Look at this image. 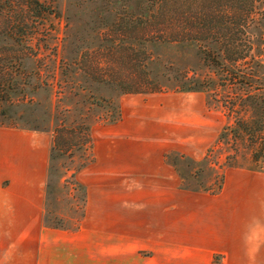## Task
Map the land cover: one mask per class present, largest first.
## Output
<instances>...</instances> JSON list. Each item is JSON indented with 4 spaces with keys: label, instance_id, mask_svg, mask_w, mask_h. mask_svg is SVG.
<instances>
[{
    "label": "trees",
    "instance_id": "obj_1",
    "mask_svg": "<svg viewBox=\"0 0 264 264\" xmlns=\"http://www.w3.org/2000/svg\"><path fill=\"white\" fill-rule=\"evenodd\" d=\"M64 2L62 6L59 0H0V102H10L11 94H16L19 86L22 87L19 92L23 88H30L34 93L50 88L48 120L51 124L48 120L47 122L53 128V134L45 183L43 223L49 228L73 230L64 226L62 217L56 216L52 210L49 194L53 193L54 188L50 186V175H65L63 172L59 173L55 166L57 158L69 161L65 172H70L71 177L93 162L89 135L97 120L90 118V110L92 107L102 108L104 103H111V99L97 98L94 91L101 86L118 91L114 110L97 118L111 124L121 118L118 97L125 93H187L206 88L205 77L196 72L190 75L186 68L177 70L175 62L166 61L159 53L162 48L170 49L175 57L195 55L202 65L213 68L223 84L232 81L231 76H238L239 82L246 80L250 87L255 84V88H260L255 76L251 77L232 68L235 65L244 68L241 65L243 62L255 63L257 67L264 66V59L259 58L261 55H254L253 45L243 42L247 29L264 31V0ZM74 11L92 16L86 25H89L103 43L101 48L80 49L79 40L76 39L75 43L74 34L65 35L61 45L56 44L53 47L45 43L47 37L40 39V26L48 16H59L62 12L66 14V23L71 21L74 24L67 15ZM25 61H29L31 65L26 76ZM153 63L155 68L151 69L149 66ZM250 67L253 70L252 65ZM64 71H69L68 79L77 78L71 77V74L80 77L78 83H73L75 90L72 96L76 98L74 106L58 109L53 105V100L58 96L57 92L52 91V83L41 78L44 73L54 78L56 72ZM17 77L21 78V84ZM31 78L32 82L29 80ZM243 96L245 98L240 102H245L244 107L249 108L250 112L264 108V97L259 93H244ZM78 105L83 106L84 110ZM243 111L247 112L245 109ZM1 116L4 113L0 112V119L3 118ZM242 117L236 119L235 127L230 132L235 139H240L243 134L253 138L264 135L263 118L257 114L253 119L251 116ZM3 126L4 123L0 121V127ZM30 128L32 131L46 130H40L37 126ZM75 154H78L77 158H74ZM170 156L171 154H166L165 159L175 167ZM179 156L189 163V159ZM76 159L80 160L77 165ZM218 177L219 183L216 187L204 191L213 195L219 193L223 187L224 173ZM74 185L83 190L85 204L86 189L78 182ZM212 264H219V256L213 257Z\"/></svg>",
    "mask_w": 264,
    "mask_h": 264
},
{
    "label": "crops",
    "instance_id": "obj_2",
    "mask_svg": "<svg viewBox=\"0 0 264 264\" xmlns=\"http://www.w3.org/2000/svg\"><path fill=\"white\" fill-rule=\"evenodd\" d=\"M120 111L121 119L104 134L102 152L76 174L86 189V211L75 231L43 223L46 158L34 166L30 137L1 140L4 147L21 150L9 159L17 161L14 173L0 178L7 179L0 204L9 209L0 215V264H180L177 255L183 264H212L223 254L232 256L231 264H264V216L253 185L225 183L205 205L200 195L184 199L164 157L179 149L168 136L153 139L158 120L149 114L143 122L122 101ZM158 111L165 114L167 107ZM199 204L201 211L193 213ZM99 233L103 247H96ZM139 251L149 253V263L129 262Z\"/></svg>",
    "mask_w": 264,
    "mask_h": 264
},
{
    "label": "rangeland",
    "instance_id": "obj_3",
    "mask_svg": "<svg viewBox=\"0 0 264 264\" xmlns=\"http://www.w3.org/2000/svg\"><path fill=\"white\" fill-rule=\"evenodd\" d=\"M59 1L64 6V0ZM67 15L72 18L74 24H71V21L70 23L68 21L67 24V20L65 19L66 14L62 12L59 16H48L40 26V39L47 37L44 40L46 41L45 43L49 47H53L56 44L61 45L62 38L65 35L74 34L75 43L77 42L76 39H78L80 49L88 48L91 50L102 47L103 43L98 39L96 33L91 30L89 25H86L91 20V15L82 13L81 11H74L67 13ZM98 40L100 43H98ZM243 42H249L253 45L254 55L256 57L261 55L259 58L261 60L264 59V31L253 30L252 28L247 29ZM159 51L166 61L175 62L177 70L186 68L189 69L190 75L196 72L205 77L207 81L206 88L201 91L187 93L170 91L150 95L125 93L118 97L119 104L121 105L122 101V105L127 110H135L139 119L143 122H146L149 119V114H151L152 121L158 120L157 125L153 128V139L155 141H163L166 140L165 136H168V140L171 139V143L179 149L168 152L174 160L176 169L166 159L165 162L173 167L178 179V187L181 189L180 191L183 193L184 199H193L195 194L200 195L201 203L206 200L215 199L210 196L213 194L204 190L216 187L219 183V174L224 173L223 186L225 183L229 184L231 182L232 184L235 180L241 184L249 183L253 185L255 189L253 192L254 198L259 206L257 209L260 210L259 215L264 216V192L258 191L260 185L264 186V135L253 138L243 134L240 139H235L230 133L233 127H235L236 119H239L241 116H243L242 119L249 116L253 119V116L257 114L264 121V108L250 112L249 108L244 107L245 102H240L245 98L243 96L244 93H259L261 97H264V66L257 67L255 63L243 62L241 65L244 68H239L237 65L232 68L234 71H238L237 69H239V72L243 71L251 77L255 76L258 79L257 83L260 85V88H255V84H252L250 87L246 80L239 82L240 78L238 79V76H231L232 81H227L223 84L222 79L216 76L213 68L206 67L204 64L202 65L195 55L186 54L185 57L181 58L173 56L170 53L171 50L168 48H162ZM25 62L28 64H25L24 74L26 76V72L29 74V67L31 65L29 61ZM251 65L253 70H250ZM149 67L151 69L152 67L155 68V64L153 63ZM236 73L238 74V72ZM78 74H80V71ZM167 74L171 75L170 72H167ZM67 75H69V71L56 72L54 78L44 73L41 78L43 81L46 80L48 83H52V91L57 92L58 96H56V100H53V105H56L58 109H63L67 106L73 107L76 101V98L72 96L75 90L73 83H78L80 76L71 74V77L77 78L68 79ZM17 79L19 84H21V78L17 77ZM32 79L29 80L32 82ZM21 88L19 86L17 93L11 94L10 102H0V112L4 113L0 121L5 126L0 127V178L14 173V164H17V161L10 163L9 159L17 157L18 152L21 150L17 147L11 149L6 145L4 147L1 140L7 142L13 140V137L20 138L23 135L26 138L30 137L34 166L39 161L43 164V160L46 158V174H48L49 170V148L53 134V128L48 124V122L50 123V120H48L50 88L36 93L32 92L30 88H23V91L19 92ZM94 93H96L97 98L111 99V103H104L102 108L92 107V110H90V118L97 120L95 122L97 124L91 128L89 135L92 143V155L95 152H102L101 145L105 136L104 134H109L110 127L113 124L105 123L103 120L100 121L97 118H101V116H105L107 113L110 114L114 110L118 91L101 86ZM164 106L167 107L165 114L156 115L159 112L158 110L164 108ZM231 106L234 108H231ZM78 107H82V110H84L83 106L78 105ZM244 109L247 112H244ZM159 120H162V122H159ZM163 122H165L166 127L163 125ZM32 126H37L40 130L42 128L46 130L32 131L30 128ZM15 129L18 130L16 131ZM164 132H167V135H164ZM98 141L101 144H99V148L97 149L96 142ZM179 155H183L189 159V163L186 159H181ZM77 157L78 154H75L74 158ZM79 161L76 159L75 165ZM55 163L59 173L63 172L65 175L63 177L57 175V173L50 175V186L54 188L53 193L49 194L51 207H53L52 210L56 216L62 217L64 226L70 229L73 228L70 231H75L79 228L86 211L84 192L74 185L77 182V173L74 177H71L70 172H65L66 167L69 166V161L57 158ZM9 164L13 166H9ZM87 180H89L88 177ZM79 184L83 186L82 183ZM6 185L7 179H1L0 203L6 199L1 190ZM83 187L85 188V186ZM247 199L250 198L248 197ZM177 202H179V198H177ZM201 205L199 204L193 208L192 212L198 213V210L201 211ZM203 205H205V202H203ZM181 206H183V203ZM5 211L9 213V209L0 204V215L5 214ZM184 213L185 211L182 208L179 214L184 215ZM97 214H102V210L97 209ZM98 235L101 238H97L96 247H103L102 233ZM137 254L140 256L130 257L129 262H150V256L147 251H139ZM181 256L177 255L175 258L177 263L183 264ZM231 263V255L227 256L223 254L219 256V264Z\"/></svg>",
    "mask_w": 264,
    "mask_h": 264
}]
</instances>
